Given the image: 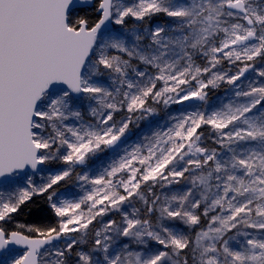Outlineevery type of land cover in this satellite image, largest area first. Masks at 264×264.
Instances as JSON below:
<instances>
[{"label": "snow or ice", "instance_id": "obj_1", "mask_svg": "<svg viewBox=\"0 0 264 264\" xmlns=\"http://www.w3.org/2000/svg\"><path fill=\"white\" fill-rule=\"evenodd\" d=\"M0 264H264V0H0Z\"/></svg>", "mask_w": 264, "mask_h": 264}, {"label": "trees", "instance_id": "obj_2", "mask_svg": "<svg viewBox=\"0 0 264 264\" xmlns=\"http://www.w3.org/2000/svg\"><path fill=\"white\" fill-rule=\"evenodd\" d=\"M221 92H223L222 89H221V90H215V91L211 94V96L214 95V94H219V93H221ZM32 219L35 220L34 217H33ZM38 223L42 226L43 224L48 223V221H47V220H44V221H38Z\"/></svg>", "mask_w": 264, "mask_h": 264}, {"label": "rangeland", "instance_id": "obj_3", "mask_svg": "<svg viewBox=\"0 0 264 264\" xmlns=\"http://www.w3.org/2000/svg\"><path fill=\"white\" fill-rule=\"evenodd\" d=\"M223 95H224V93L221 92V93H219V94H214V95H212L211 98H212L213 100H215V98H216L217 96H223ZM141 128H142V129L145 128V123L142 122V124H141ZM17 251H18V252H21V250H17Z\"/></svg>", "mask_w": 264, "mask_h": 264}, {"label": "water", "instance_id": "obj_4", "mask_svg": "<svg viewBox=\"0 0 264 264\" xmlns=\"http://www.w3.org/2000/svg\"><path fill=\"white\" fill-rule=\"evenodd\" d=\"M17 250H21V251H23V249H22V248H18Z\"/></svg>", "mask_w": 264, "mask_h": 264}]
</instances>
